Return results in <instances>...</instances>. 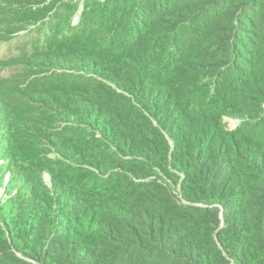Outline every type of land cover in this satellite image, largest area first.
<instances>
[{"label": "trees", "instance_id": "16d2710c", "mask_svg": "<svg viewBox=\"0 0 264 264\" xmlns=\"http://www.w3.org/2000/svg\"><path fill=\"white\" fill-rule=\"evenodd\" d=\"M57 2L33 14L91 87L64 111L100 133L62 154L94 169L19 177L0 264H264V0Z\"/></svg>", "mask_w": 264, "mask_h": 264}, {"label": "rangeland", "instance_id": "374dc122", "mask_svg": "<svg viewBox=\"0 0 264 264\" xmlns=\"http://www.w3.org/2000/svg\"><path fill=\"white\" fill-rule=\"evenodd\" d=\"M83 1L57 2L77 4L72 25L78 22ZM35 3H41L39 8L50 6V0H0V229H9L4 217L18 212L9 200L24 193L19 177L32 182L34 174L35 180L51 188L61 175L69 187H78L79 171L94 168L86 163L69 166L62 153L70 144L85 147L84 140L100 135L94 126L72 124L64 111L62 101H72L69 92L91 87L76 76L74 67L57 65L51 58L57 42L51 39L47 22L34 16ZM72 109L79 108L73 105ZM228 124L233 127L231 121Z\"/></svg>", "mask_w": 264, "mask_h": 264}, {"label": "built area", "instance_id": "2783aa9c", "mask_svg": "<svg viewBox=\"0 0 264 264\" xmlns=\"http://www.w3.org/2000/svg\"><path fill=\"white\" fill-rule=\"evenodd\" d=\"M227 118H228V120H229V121L227 120V123L230 122V121L233 123V127H230L229 124H228L227 127H228L229 129H231V130L234 129V128H236L237 125H238V123H239V120L236 119V118H232V117H227Z\"/></svg>", "mask_w": 264, "mask_h": 264}]
</instances>
